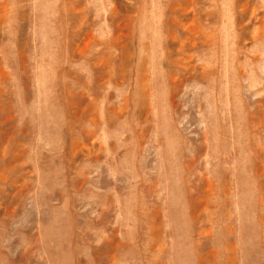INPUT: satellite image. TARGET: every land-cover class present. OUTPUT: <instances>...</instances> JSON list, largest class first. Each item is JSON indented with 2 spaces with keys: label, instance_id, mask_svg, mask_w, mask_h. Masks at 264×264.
Returning a JSON list of instances; mask_svg holds the SVG:
<instances>
[{
  "label": "rangeland",
  "instance_id": "374dc122",
  "mask_svg": "<svg viewBox=\"0 0 264 264\" xmlns=\"http://www.w3.org/2000/svg\"><path fill=\"white\" fill-rule=\"evenodd\" d=\"M0 264H264V0H0Z\"/></svg>",
  "mask_w": 264,
  "mask_h": 264
}]
</instances>
